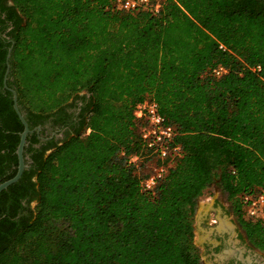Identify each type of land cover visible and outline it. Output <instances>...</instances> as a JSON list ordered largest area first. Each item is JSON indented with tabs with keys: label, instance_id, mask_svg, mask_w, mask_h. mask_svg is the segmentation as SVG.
Segmentation results:
<instances>
[{
	"label": "trees",
	"instance_id": "1",
	"mask_svg": "<svg viewBox=\"0 0 264 264\" xmlns=\"http://www.w3.org/2000/svg\"><path fill=\"white\" fill-rule=\"evenodd\" d=\"M8 47L29 127L80 91L88 101L79 128L33 148L0 191V264H201L193 210L209 184L264 253V221L239 200L264 187V0H0V181L23 127ZM147 96L181 154L145 190L126 156L142 149L133 107ZM22 199L35 204L18 214Z\"/></svg>",
	"mask_w": 264,
	"mask_h": 264
},
{
	"label": "flooded vegetation",
	"instance_id": "2",
	"mask_svg": "<svg viewBox=\"0 0 264 264\" xmlns=\"http://www.w3.org/2000/svg\"><path fill=\"white\" fill-rule=\"evenodd\" d=\"M9 28V26H6L5 30H8ZM7 78L8 77L6 76V79ZM3 87L11 89V87L6 85V80L5 85L3 82ZM87 101L88 94L84 91H80L78 95L69 100L63 110L44 117L32 127H29L27 123L31 131L26 134V143L22 150L23 162L25 163L23 170L29 167V163L31 162L30 156L34 150L33 148L39 149L42 145H48L49 148L45 150L46 154L53 148L54 144L61 143L67 134H72L79 128ZM21 113L25 118L24 112L21 111ZM29 137L30 140L31 137L35 138L30 144H28L30 141ZM30 146L32 148L28 150L27 148ZM17 165L18 158L17 163L15 164L16 169ZM10 168H14V165H10ZM31 202L32 201L26 203L24 199H22L21 203L25 208L18 214H25L28 208L31 207ZM221 209L225 210L226 208L221 206ZM202 224L206 227V234H204L203 238L199 239L197 243L193 241L197 247L201 264H264L263 251L258 247L253 246L246 239L243 230L239 227L234 217H231L227 222L220 224L219 219L214 214L212 218L205 217L202 220ZM210 227L211 229L209 230L208 228ZM203 255L205 256L204 259L202 258Z\"/></svg>",
	"mask_w": 264,
	"mask_h": 264
},
{
	"label": "built area",
	"instance_id": "3",
	"mask_svg": "<svg viewBox=\"0 0 264 264\" xmlns=\"http://www.w3.org/2000/svg\"><path fill=\"white\" fill-rule=\"evenodd\" d=\"M124 9L136 7H151L157 11L161 0H116ZM252 70H259V65L251 66ZM226 68L217 65L212 69L215 75L222 74ZM133 116L139 123V135L142 149L138 153L126 156V162L135 168L148 165V170L140 177L142 189H151L167 172L169 165L181 154V148L175 142V129L167 123L158 111L156 101L147 96L137 101L133 107ZM239 200L244 215L249 219L264 221V187L253 191L243 192Z\"/></svg>",
	"mask_w": 264,
	"mask_h": 264
},
{
	"label": "rangeland",
	"instance_id": "4",
	"mask_svg": "<svg viewBox=\"0 0 264 264\" xmlns=\"http://www.w3.org/2000/svg\"><path fill=\"white\" fill-rule=\"evenodd\" d=\"M148 165H144L141 169L142 172L148 170ZM34 201L30 203L33 207ZM221 206L226 209L222 210ZM216 211V212H215ZM215 216L219 219V223L227 222L231 217H234L231 212L228 211V200L225 197V193L222 192L215 184H209L202 193L197 197L193 210V241L197 243L199 239L203 238L205 233V225L202 224V220L205 217L212 218ZM209 230L211 229L208 228ZM204 259L205 256L203 255ZM204 264V263H203Z\"/></svg>",
	"mask_w": 264,
	"mask_h": 264
},
{
	"label": "water",
	"instance_id": "5",
	"mask_svg": "<svg viewBox=\"0 0 264 264\" xmlns=\"http://www.w3.org/2000/svg\"><path fill=\"white\" fill-rule=\"evenodd\" d=\"M10 50H11V47H8L7 53L5 56L6 67H5V71L3 74L4 85H5V80H6V76H7L8 68H9L8 58L10 55ZM10 91L12 93V100H13L12 107L15 110L18 118L20 119V121L23 125V128L19 132V141H18V144L16 146V150H15L16 154H17V158H18V165H17L16 172L11 177H9L3 181H0V190L6 188L8 185L15 182L20 177L22 170H23V167L25 166V163L23 162V157H22V150H23V147L26 143V134L31 131V129L27 125V122H26L23 114L19 110V107L17 104V95H16L15 90L13 88H11ZM37 128H39V127H37Z\"/></svg>",
	"mask_w": 264,
	"mask_h": 264
}]
</instances>
